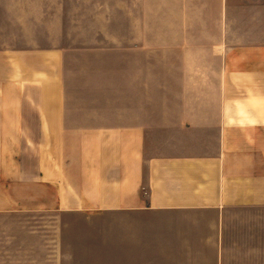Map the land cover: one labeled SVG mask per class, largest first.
<instances>
[{
    "label": "crops",
    "instance_id": "0c3cea01",
    "mask_svg": "<svg viewBox=\"0 0 264 264\" xmlns=\"http://www.w3.org/2000/svg\"><path fill=\"white\" fill-rule=\"evenodd\" d=\"M50 1L0 7V214L82 218L115 264H264V0Z\"/></svg>",
    "mask_w": 264,
    "mask_h": 264
},
{
    "label": "rangeland",
    "instance_id": "374dc122",
    "mask_svg": "<svg viewBox=\"0 0 264 264\" xmlns=\"http://www.w3.org/2000/svg\"><path fill=\"white\" fill-rule=\"evenodd\" d=\"M117 0H67L71 9L97 16L94 21L113 23ZM50 0H0L14 11L20 4L36 12ZM124 7L130 0H123ZM128 4V5H127ZM82 34V32H76ZM114 31H107V35ZM98 225L82 218L55 220L49 214H0V264H115L113 240H98Z\"/></svg>",
    "mask_w": 264,
    "mask_h": 264
}]
</instances>
